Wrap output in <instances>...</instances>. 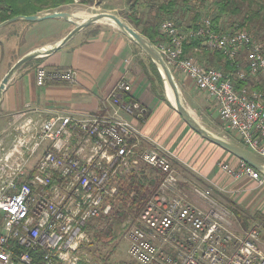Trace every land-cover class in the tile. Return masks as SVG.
Returning <instances> with one entry per match:
<instances>
[{"label": "built area", "instance_id": "obj_1", "mask_svg": "<svg viewBox=\"0 0 264 264\" xmlns=\"http://www.w3.org/2000/svg\"><path fill=\"white\" fill-rule=\"evenodd\" d=\"M160 32L165 42L156 47L172 72L206 94L224 130L264 159L263 46L245 30H214L210 19L189 31L164 21ZM197 39L233 70L186 56V44ZM36 76L41 87L76 79L72 70L46 68ZM131 93L125 74L102 113L14 116L7 148L0 136V264H117L113 251L102 254L93 244V232L113 222L126 250L123 264H264L260 226L237 229L229 210L212 199L214 187L225 188L204 179L207 189L194 188L196 203L179 192L177 156L139 130L143 108ZM142 169L156 171L159 184L133 208L136 193L126 182ZM219 173L264 187V174L243 161L221 163ZM118 212L125 217L116 221Z\"/></svg>", "mask_w": 264, "mask_h": 264}, {"label": "crops", "instance_id": "obj_2", "mask_svg": "<svg viewBox=\"0 0 264 264\" xmlns=\"http://www.w3.org/2000/svg\"><path fill=\"white\" fill-rule=\"evenodd\" d=\"M57 11L64 12L60 9ZM8 29V26L0 29V83L19 59L38 49L49 50L55 47L69 34L73 25L62 19L32 24L28 28H23L22 32L25 31V38L21 43H19V38L17 39L18 34L16 33V37L13 33H9ZM83 36L81 33L78 34L59 51L38 58L22 68L9 82L3 93L0 102V118H7L12 126L14 116L21 113H29L30 116L39 114L42 117L47 116L48 113L57 112L102 113L104 100L112 92L117 82L125 74H128V80L132 86V93L129 97L132 102H138L143 108L142 115H138L135 124L139 130L167 146L182 162L188 164L190 159L185 154L180 155L179 148L181 144L185 145L186 137L184 136L182 141V135L184 133L187 135L190 128L179 122V116L172 110L166 106L161 108V102L151 91L150 83L145 86L135 81L132 71L129 69V64L131 65L130 62L134 58L133 42L109 24L99 29L96 36L91 35L88 38ZM39 68L72 70L76 73L75 82L49 80L45 86H38L36 74ZM179 76L184 81L186 90L198 91L194 86H191L192 83L186 77ZM199 93L211 101L206 94ZM11 128L10 133L13 135L14 127ZM217 151L216 154L220 159H229L230 164L238 166L239 159L226 156L220 150ZM214 161L205 162L204 167L201 159L193 160V163L190 164L200 177L211 178L209 180L216 183V175H219V172L217 171L215 174ZM240 183L245 186L256 185L248 180H243ZM249 217L253 218L252 221H259L261 218L259 213ZM260 225L264 229V223L260 222ZM260 246L264 250L263 241H260Z\"/></svg>", "mask_w": 264, "mask_h": 264}, {"label": "rangeland", "instance_id": "obj_3", "mask_svg": "<svg viewBox=\"0 0 264 264\" xmlns=\"http://www.w3.org/2000/svg\"><path fill=\"white\" fill-rule=\"evenodd\" d=\"M95 0V2L92 5H83L76 1L72 5L63 6L60 8V10L73 14L76 17L86 19L93 15L101 14V13H110L115 14L119 16L123 21L127 22L131 27H133L135 30L136 28L131 24V19L138 18L143 23L142 24H149L152 25V23H156L159 18V12L158 7L161 4L163 0H156L152 4H149L148 6L139 7L137 5L136 8H138L141 12L136 13L135 10L132 9L131 4L134 2V0ZM143 2V0H141ZM182 1V0H181ZM180 1V3H181ZM215 0H191L188 7H185L183 4H181V8L179 11V14L174 16L173 21L177 23L183 22V25L190 26L194 24L195 22L205 19H211L217 15V10L214 5ZM257 5L253 6V10L261 12L262 18L264 19V0H256ZM247 10V9H245ZM244 10L243 16L246 14L247 11ZM57 11V10H56ZM82 12V13H81ZM50 13V12H49ZM52 13V12H51ZM79 14H82L81 16H78ZM40 15H45L41 13ZM199 15L198 18L196 16ZM1 18V15H0ZM79 18H75V21H79ZM162 19V18H161ZM178 19V20H177ZM242 16H223L220 22V30L224 33H231L232 31H236L238 25L240 22H242ZM32 24H36L33 22H27V21H18L11 25H9V33H13L14 36H16V33L19 37V43L23 41V38H25V31L22 32L23 28H28L32 26ZM109 24L112 26V28L117 29L112 23H99L92 25L83 31H81V34L85 37H90L94 31H98L99 29H102L106 27V25ZM262 28H260V33L257 36H255L253 33H248L253 41L258 44L262 45L264 48V20H262ZM141 28V27H140ZM139 28V29H140ZM162 35V34H161ZM83 36V37H84ZM163 36V35H162ZM164 38V36H163ZM15 39V40H17ZM161 44V43H159ZM158 44V45H159ZM133 49H134V58L133 61H131V65L129 64V69L132 71V75L135 78V81L144 84L147 86H151L152 90V82L150 78L147 77L144 68L149 66L148 56L140 49L136 44L133 42ZM218 54V53H216ZM213 52L209 51H196L193 54H191L189 57L193 58L197 63L212 67V68H220L223 70L225 69L226 62L217 58V55ZM216 56V57H215ZM208 58V59H207ZM210 58H214V61H209ZM239 62H244L243 58L239 60ZM232 68V67H231ZM233 70V69H231ZM230 71V70H227ZM173 75L175 77V80L178 84L179 90L181 92V96L183 99V102L185 106L193 113V115L196 117V119L199 121V123L205 127L208 131L215 134L218 137H221L223 139H226L228 141H232L238 145H240L239 140L237 139V136L233 132H228L224 130V127L222 125V122L218 118V112L215 108V105L212 101H208L207 97H205L203 94H200L198 91H189L186 90V85L184 81H182L180 78V74L174 73ZM261 84V83H260ZM261 90L263 91L264 83L261 84ZM191 86H193L191 84ZM165 88V85H164ZM203 93V92H202ZM165 97L166 101H160L161 102V108H164L165 106L172 110L174 113L178 115L174 105L169 101L168 95L165 90ZM163 102V103H162ZM179 122H182V124H185L183 119L179 116ZM12 126L10 125L9 120L7 118H0V136L1 139H4V148H7L10 145V140L13 138L14 134L12 135L10 133ZM178 127V124H177ZM179 128V127H178ZM177 128V135L179 134ZM184 136L186 137L184 144H181L179 150V154H185L188 159H190V162L184 163L182 162L179 157L177 156V178L179 180V192L183 195L187 196V200L191 203H196L198 199L193 195L194 194V188H201V189H207V185L204 184V179H201L200 175L194 171L192 168V165L190 163H193V160H202L203 167L205 166V162H209V160L214 161L213 167L215 169V174L217 171L219 172L220 164L224 163L229 166L235 167L234 165L230 164L229 159H220L219 155L216 153L217 150H220V152H224L226 156L234 157L231 154L227 153L223 149L207 142L206 140H203L200 136H198L195 132L190 130L187 135L185 133L182 135V141L184 140ZM167 143V140L164 142ZM183 143V142H182ZM211 164V163H210ZM212 166V165H211ZM212 167V168H213ZM209 168H211L209 166ZM219 175H216V183L226 189V193H222L218 191L214 187V191L212 194V199L216 202H218L220 205L225 207L230 212V220L233 223V226L237 229L243 228L241 222L239 221V218L237 216V213H241L243 215H249L253 216L257 213H259V216L261 217L259 221H252L249 223V227H252L255 224H258L260 226V232H261V241L264 242V229L260 225V222L264 223V188H258L256 185H243L242 183H232V180L228 176H224L220 173ZM208 178V177H206ZM206 182L211 178L206 179ZM130 181V180H129ZM127 181V191L135 192V191H129V185L131 182ZM208 184V183H207ZM247 191V192H246ZM246 195V196H245ZM120 237V235L118 234ZM117 238L115 241L111 242L110 245L106 247H101L98 245L97 250H101L102 254H108L111 251L114 252V258L116 259L117 264L122 263V261H125L127 259L125 249L121 243V239Z\"/></svg>", "mask_w": 264, "mask_h": 264}, {"label": "trees", "instance_id": "obj_4", "mask_svg": "<svg viewBox=\"0 0 264 264\" xmlns=\"http://www.w3.org/2000/svg\"><path fill=\"white\" fill-rule=\"evenodd\" d=\"M76 1L83 5H92L95 2V0H0L2 11L0 24L18 16H35L46 12L53 13L63 6L74 4ZM154 1L156 0H143V2L141 0H134L130 7H132V9L136 11V13H138L141 11L136 8L137 5H139V7H149V4L153 5L152 3ZM180 1L181 0H163L158 7V21L154 24L152 23V25H150L151 23L142 24L143 22L140 19L138 20V18L131 19V24H133L136 30L155 46H158L159 43L165 42V39L160 32V25L164 21H172L177 24L178 27L182 28L185 31L200 28L203 20L201 22L199 20L190 26L183 25V22L177 21L176 23L175 21H173L175 20L173 19L174 16L179 14L180 8L182 6L181 4H183L185 7H188L191 0H182L181 3ZM214 5L217 10V15L214 16L212 20L210 19L214 30H220V22L223 16H242L243 21L239 23L236 30H245L248 33H253L255 36H257V38H259L258 35L260 33V28H262L263 25L262 20L264 19L262 18L261 12L259 13L260 10H253V6L257 5L256 0H215ZM262 9H264V7H262ZM244 10L247 12L243 16ZM198 17L199 15L196 16V18ZM97 34L98 31H94L92 36H96ZM204 41L205 40L197 39L192 40L191 42L186 44L185 55L190 56L196 51H209L204 46ZM216 55L217 58L222 60L221 55ZM214 60V58H210L209 61L211 62ZM148 61L149 66L148 68L145 67L144 70L147 77L150 78L152 82L151 91L160 101H166L164 81L162 79V76L160 75L157 67L149 58ZM231 67L232 65L230 62H227L225 64L226 71L231 70ZM158 184L159 177L157 175V172L154 170L142 169L137 175L132 176L131 183L129 185V191H135L136 193L133 208H140L144 203V200L155 192ZM117 216L118 217L116 218V221H119L121 220V218L125 217V214L118 212ZM237 216L242 224L243 229L247 230L249 227V223L251 222V220H253V218L241 213H237ZM117 223L113 222L112 224H107V226L101 231H94L93 244L106 247L110 245L112 241H115L118 238L119 234V226Z\"/></svg>", "mask_w": 264, "mask_h": 264}, {"label": "water", "instance_id": "obj_5", "mask_svg": "<svg viewBox=\"0 0 264 264\" xmlns=\"http://www.w3.org/2000/svg\"><path fill=\"white\" fill-rule=\"evenodd\" d=\"M75 18L79 17H76L73 14H69L66 12L56 11L45 15L18 16L0 24V29H2L18 21L39 23L46 20L62 19L73 25V29L69 32V34L65 38H63L55 47L49 50L42 48L30 52L29 54L19 59L12 66V68L9 70V72L6 74V76L0 83V102L9 82L22 68L27 66L29 63L38 58L52 55L55 52L59 51L69 42H71L78 34H80L81 31L92 25L99 23H112L123 35H125L132 42H134L136 46H138V48H140L157 67L164 81L166 93L168 94L169 88L175 98V109L178 115L183 119L185 124L190 128V130L195 132L203 140H206L207 142L223 149L235 158L245 162L249 166L253 167L255 170L264 174L263 158L256 156L255 154L247 151L242 146L232 141H228L226 139L216 136L199 123L193 113L185 106L181 96V92L179 90L178 84L175 80L171 68L163 58L158 48L154 44H152L146 37H144L137 30L131 27L127 22L123 21L119 16L115 14L101 13L93 15L86 19L79 18V21H75Z\"/></svg>", "mask_w": 264, "mask_h": 264}, {"label": "bare ground", "instance_id": "obj_6", "mask_svg": "<svg viewBox=\"0 0 264 264\" xmlns=\"http://www.w3.org/2000/svg\"><path fill=\"white\" fill-rule=\"evenodd\" d=\"M82 13V12H81ZM82 14H79L78 16H81ZM168 99H169V101L174 105V107H175V98H174V96H173V94H172V92H171V90L168 88Z\"/></svg>", "mask_w": 264, "mask_h": 264}]
</instances>
